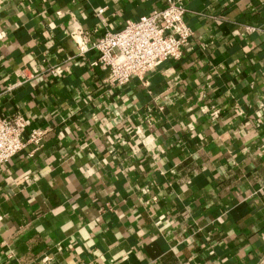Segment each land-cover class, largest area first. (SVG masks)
Instances as JSON below:
<instances>
[{
	"label": "crops",
	"instance_id": "crops-1",
	"mask_svg": "<svg viewBox=\"0 0 264 264\" xmlns=\"http://www.w3.org/2000/svg\"><path fill=\"white\" fill-rule=\"evenodd\" d=\"M166 5L0 0V118L43 132L0 167V264H264V0H188L182 55L124 85L70 36Z\"/></svg>",
	"mask_w": 264,
	"mask_h": 264
},
{
	"label": "built area",
	"instance_id": "built-area-1",
	"mask_svg": "<svg viewBox=\"0 0 264 264\" xmlns=\"http://www.w3.org/2000/svg\"><path fill=\"white\" fill-rule=\"evenodd\" d=\"M187 3L188 0H167L164 8L128 21L119 30H108L97 39L82 27L72 30L70 36L76 43L79 56L96 50L91 65L107 72L104 82L124 85L133 77L144 78L162 61L182 55L183 48L194 34L185 19ZM48 70L59 72L58 67ZM27 127V119L19 112L0 118V167L27 144H40L42 130H31L25 137ZM42 264H50V258L46 257Z\"/></svg>",
	"mask_w": 264,
	"mask_h": 264
}]
</instances>
